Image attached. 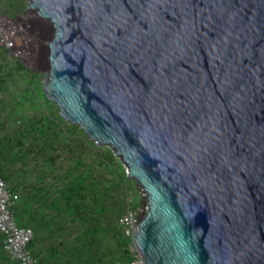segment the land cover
Masks as SVG:
<instances>
[{"label": "water", "instance_id": "1", "mask_svg": "<svg viewBox=\"0 0 264 264\" xmlns=\"http://www.w3.org/2000/svg\"><path fill=\"white\" fill-rule=\"evenodd\" d=\"M43 88L144 195L147 264H264V0H29Z\"/></svg>", "mask_w": 264, "mask_h": 264}, {"label": "rangeland", "instance_id": "2", "mask_svg": "<svg viewBox=\"0 0 264 264\" xmlns=\"http://www.w3.org/2000/svg\"><path fill=\"white\" fill-rule=\"evenodd\" d=\"M0 14L27 34L17 52L0 45V175L19 193L16 219L34 230L31 249L40 264H124V252L114 259L110 251L120 242L122 250L131 249L118 219L108 223L101 215L100 249L85 252L88 224L81 217L92 211L95 186L105 192L113 182L121 183L127 204L128 198L140 200L141 190L132 179L125 180L126 169L108 146L94 143L81 127L63 119L45 95L49 22L29 7V0H0ZM31 52L38 63L32 62ZM109 194L104 203L111 210L112 201L121 197ZM68 199L81 208L66 205ZM0 264H18L6 253L1 235Z\"/></svg>", "mask_w": 264, "mask_h": 264}, {"label": "built area", "instance_id": "3", "mask_svg": "<svg viewBox=\"0 0 264 264\" xmlns=\"http://www.w3.org/2000/svg\"><path fill=\"white\" fill-rule=\"evenodd\" d=\"M26 38L27 34L20 27L0 14V45L8 50L16 51L17 47L26 43ZM29 57L32 62L38 63L36 52H31ZM19 198V193L13 190L5 178L0 175V235L3 247L8 256L18 264H40L30 247L34 238V230L30 226L19 225L16 220L14 210ZM145 211L146 203L142 193L140 200L128 198V205L118 219L123 235L131 242L130 258L125 264H147L133 244V232Z\"/></svg>", "mask_w": 264, "mask_h": 264}, {"label": "trees", "instance_id": "4", "mask_svg": "<svg viewBox=\"0 0 264 264\" xmlns=\"http://www.w3.org/2000/svg\"><path fill=\"white\" fill-rule=\"evenodd\" d=\"M22 68V66L20 67ZM125 178V180H129L128 177L123 176ZM84 181V179H83ZM94 182V181H93ZM93 185H96L95 183ZM111 188H107L105 190V192L102 191L101 188H98L97 186H95L94 188L91 189V213H87V214H83L82 212V221L86 222L88 225L85 227V229L83 230V234L86 235V238L84 239V247L85 249H82L85 252H89L91 251V249H100V244H101V239H100V234H99V226H100V222L102 220L101 215H103L105 217V220L110 223L112 221H116L117 219H119L120 217V213L124 212V210L127 207V203H126V198H127V190L124 189V187L121 185V183L119 182H113V184L110 186ZM87 188V187H86ZM83 189L85 190V188L83 187ZM83 190V192H84ZM114 191V193L120 194L121 200L119 199L118 201H112V209L109 210V208H111V205L105 204L104 201L106 199V197H110V192ZM112 197V196H111ZM87 195H85L84 193L81 195V200H85L87 199ZM66 205H73L75 209L79 210L81 208V203H76L73 204V202H70V200H66L65 202ZM70 206V207H71ZM17 220V219H16ZM39 220V219H38ZM18 222V220H17ZM106 222V223H107ZM40 223H44V221H40ZM19 225L23 226L22 224H20L18 222ZM122 246L123 244L117 243L116 246H114V248H111V254L112 257L114 259H117L118 257L124 256L123 252L125 253V255H127V259L125 261V263L128 261V259L130 258V248L129 247H125L122 250ZM30 247H31V243H30ZM124 263V264H125Z\"/></svg>", "mask_w": 264, "mask_h": 264}, {"label": "bare ground", "instance_id": "5", "mask_svg": "<svg viewBox=\"0 0 264 264\" xmlns=\"http://www.w3.org/2000/svg\"><path fill=\"white\" fill-rule=\"evenodd\" d=\"M31 9H33L32 7H30ZM39 17H40V15L39 14H37ZM40 18H42V17H40ZM43 19V18H42Z\"/></svg>", "mask_w": 264, "mask_h": 264}]
</instances>
